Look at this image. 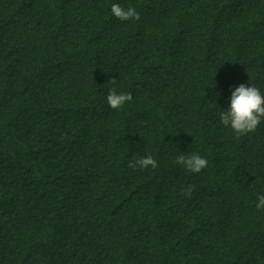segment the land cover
I'll list each match as a JSON object with an SVG mask.
<instances>
[{"label":"trees","instance_id":"1","mask_svg":"<svg viewBox=\"0 0 264 264\" xmlns=\"http://www.w3.org/2000/svg\"><path fill=\"white\" fill-rule=\"evenodd\" d=\"M241 83L264 0H0V264H264V119L220 121Z\"/></svg>","mask_w":264,"mask_h":264},{"label":"clouds","instance_id":"2","mask_svg":"<svg viewBox=\"0 0 264 264\" xmlns=\"http://www.w3.org/2000/svg\"><path fill=\"white\" fill-rule=\"evenodd\" d=\"M111 13L115 18L126 21L130 19L140 20V13L129 6L123 8L118 3L111 5ZM114 82V81H113ZM107 103L112 109H121L127 102H131L133 97L131 93H117L115 89L109 91L106 97ZM264 119V94L255 86H246L241 83L231 93L229 107L220 113V121L235 133L237 137L254 132L261 120ZM175 163L183 167L187 172L199 173L208 167V160L201 157L197 153L190 155H177ZM129 168L153 169L158 167V162L151 156L140 157L130 160ZM194 190V186L190 185L187 189L182 190V194L189 196ZM258 203L255 207L258 211L264 210V194L257 196Z\"/></svg>","mask_w":264,"mask_h":264}]
</instances>
